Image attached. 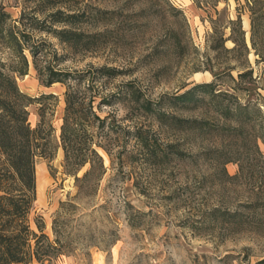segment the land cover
<instances>
[{"label": "rangeland", "instance_id": "374dc122", "mask_svg": "<svg viewBox=\"0 0 264 264\" xmlns=\"http://www.w3.org/2000/svg\"><path fill=\"white\" fill-rule=\"evenodd\" d=\"M38 1L0 0V14L10 13L6 27L17 24ZM58 7L88 8L91 14L80 27L87 31L109 28L108 41L97 50L75 52L53 34L35 30L32 41H46L38 54L40 67L70 71L116 67L121 72L100 85L104 95L131 86L154 104L197 83L216 81L217 88L237 94L244 103L251 100L264 113V0H75L59 2ZM96 8L115 13L107 21H97L91 16ZM239 14L246 45L238 24L233 23ZM26 53L28 73L17 76L21 90L33 97L56 96L44 100L56 154L52 160L40 157L36 161V197L28 216L31 229L47 235L61 252L44 264H264V226L235 234L209 225L195 228L203 209L213 205L237 209L255 201L254 188L264 187V158L255 159L252 144L243 147L242 137L235 144L226 130L185 139L167 132L130 97L115 96L112 106L98 109L116 127L108 142L111 154L99 149L106 171L101 177H84L90 167L86 164L78 171L82 179L77 180L65 171L60 141L66 86H46L33 56L29 50ZM0 61L4 69L18 63L17 54L1 39ZM249 69L254 79L241 81L239 73ZM39 107L40 103L27 107L32 126L40 122ZM170 112L184 117L208 115L204 109L172 108ZM138 129L151 143L176 140L184 151L200 155L193 161H151L148 148L135 136ZM260 147L264 153L261 141ZM237 148L257 163L254 175L248 172L246 177L224 182L221 168L205 153L224 151L229 156ZM226 168L235 175L239 164L229 162ZM261 197L264 201V192ZM244 211L264 221V204Z\"/></svg>", "mask_w": 264, "mask_h": 264}, {"label": "trees", "instance_id": "16d2710c", "mask_svg": "<svg viewBox=\"0 0 264 264\" xmlns=\"http://www.w3.org/2000/svg\"><path fill=\"white\" fill-rule=\"evenodd\" d=\"M68 1L75 0L38 1L28 14L23 12L18 23L10 27L5 25L6 17L10 13L2 11L0 14V39L18 57V63H11L6 69H4L5 63L0 61V264H31L34 260L44 264L46 260L51 261L53 257L61 253L49 241L47 235L44 233L39 235L31 229L28 221L36 197V161L40 157L52 160L56 154L52 143L53 126L46 120V103L44 102L45 99L56 96L49 93L33 97L19 87L17 76L27 74L30 65L27 50L33 56L35 67L39 75L43 76L46 86L54 83H62L66 86L60 141L64 150L65 171L74 175L77 180L82 179L78 176V171L86 164L90 167L84 177L89 175L101 177L106 171L104 157L99 149L111 154L108 142L116 127L112 122L108 124L109 116L102 117L98 109H101L103 105L112 106L115 96H121L123 100L130 97L141 112L154 116L167 132L188 139L189 136L226 130L229 131L235 144L238 143L235 139L239 137H242L240 144L243 147L252 144L257 156L255 159L264 158L260 147V141L264 143L262 109L251 100L244 103L237 94L217 88L219 85L216 81L197 83L183 92L164 96L162 100L154 104L153 101L145 98L142 91L131 86L126 90L123 89L124 92L104 95L103 87L101 88L100 85L121 72L116 67L105 65L83 71L63 70L53 65L40 67L37 60L38 54L43 51L42 43L46 41L34 43L32 37L35 30L53 34L61 43L75 52L97 50L108 41L109 28L87 31L80 27L83 18L91 14L88 8L66 10L58 7L59 2ZM96 9L91 16L97 21L99 19L107 21L115 13L110 10ZM250 10L254 24L255 11L252 6ZM41 13L43 18L40 17ZM26 18L27 21H24ZM233 23L238 24L246 45L240 14ZM248 77L250 80L254 79L252 69L239 73L241 81ZM33 103H40L41 119L36 126H32L27 109ZM172 108L204 109L208 115L184 117L171 113ZM135 136L148 148L147 155L151 161L164 163L171 158L193 161L200 155L184 151L180 147V141L176 140L165 144L151 143L144 136L142 129H138ZM238 148L229 156L224 151L219 155L212 150L205 153L211 163L221 168L224 182H231L239 179L240 176L246 177L248 172L252 174L255 172L254 167L257 163L249 154L244 155V150ZM229 162L239 164L237 174L228 173L226 165ZM262 192H264L263 185H257L253 194L255 201L243 204L237 209L220 205L203 209L199 213L200 217L195 219V228L209 225L213 229L230 234L256 232L260 226H264V221L257 215L246 214L244 208L256 210L263 205ZM38 226L43 231L42 226ZM43 238L47 241H43Z\"/></svg>", "mask_w": 264, "mask_h": 264}]
</instances>
